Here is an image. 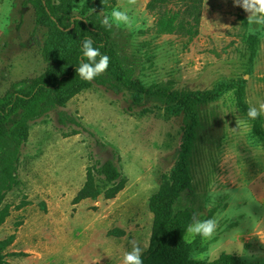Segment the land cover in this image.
<instances>
[{
  "label": "rangeland",
  "instance_id": "1",
  "mask_svg": "<svg viewBox=\"0 0 264 264\" xmlns=\"http://www.w3.org/2000/svg\"><path fill=\"white\" fill-rule=\"evenodd\" d=\"M98 1L0 0V101L27 92L47 68L70 57L86 31L69 26L73 18L85 20L97 11ZM107 3L113 7L98 13L101 21L113 8L127 7L140 24L129 31L113 23L107 49L145 93L127 90L105 71L63 104L53 95L38 97L5 120L0 170L15 139L19 146L12 163L16 184L1 206L10 207L0 240L14 234L6 252L26 255L7 257L11 264H122L133 240L143 247L151 239L148 200L174 169L189 120L180 105L150 94L152 87L186 95L243 80L245 105L264 101V29L249 34L248 13L233 0H203L198 35L190 41L155 34L149 0ZM195 130L190 185L174 210L214 218L218 226L210 239L196 236L187 243L190 257L263 260L264 150L233 93L201 106ZM104 163L118 170L123 189L113 199L73 205L86 169ZM4 182L0 171V187Z\"/></svg>",
  "mask_w": 264,
  "mask_h": 264
},
{
  "label": "trees",
  "instance_id": "2",
  "mask_svg": "<svg viewBox=\"0 0 264 264\" xmlns=\"http://www.w3.org/2000/svg\"><path fill=\"white\" fill-rule=\"evenodd\" d=\"M111 4H114V1H111ZM202 4L203 0H149L146 10L155 17V34H174L185 37L190 41L198 35ZM107 5L109 4L105 3L104 0L98 1L97 11L85 20L77 17L73 18V24L68 29L70 30L74 25L80 24L84 26L86 34L80 37L69 58L47 68L27 92L18 91L0 101V138L7 135L4 125L5 120L17 106L31 104L38 97L45 98L51 95L55 96L56 99H60L59 103L63 104L80 91L90 88L92 80L86 81L76 72L82 60L87 62V58L83 56L81 46L83 39L86 37L93 41V46L98 47L101 54L109 57V65L106 71L116 82L127 90H134L138 94L145 93L143 87L136 80H132L129 73L122 69L119 62L115 60V53L107 49L108 35L111 29L101 23L98 14L113 7ZM52 16L51 13L48 17L51 18ZM251 57H253V53ZM244 82L239 80L235 83L221 84L213 91L191 92L186 95L170 92L158 86L148 90L152 95L165 98L171 105H180L189 120L181 140L174 169L168 177L162 179L159 191L148 200V210L153 215V226L147 256H142L143 264H264V259L256 260L228 254H221L211 262L192 259L190 257V245L185 242L184 236L187 226L192 222L193 214L188 210L177 212L174 210L175 202L190 185V177L188 176L189 158L196 136L195 129L199 123V109L201 106L217 101L226 92H232L236 106L247 121L251 123L252 135L264 150V130L262 129L261 116L259 115L255 120L247 117L248 107L244 103ZM18 146L19 140L15 139L13 152L2 159L4 164L0 171L6 175V183L4 182L5 185L0 187V207L2 206L4 193L10 191L12 185L16 184L15 168L12 163L16 162ZM100 184L110 187L103 190ZM5 186V191H3ZM122 189L123 184L120 180V173L110 163L89 166L86 169L85 182L73 198L72 204L76 205L87 199L95 201L100 196L107 200L113 199ZM9 207L6 204L0 208V226L9 215ZM13 240L14 234L0 240V264H11L6 260L10 256H26L20 252H6Z\"/></svg>",
  "mask_w": 264,
  "mask_h": 264
},
{
  "label": "clouds",
  "instance_id": "3",
  "mask_svg": "<svg viewBox=\"0 0 264 264\" xmlns=\"http://www.w3.org/2000/svg\"><path fill=\"white\" fill-rule=\"evenodd\" d=\"M107 3V0H104ZM234 4L241 7L247 15L248 33L254 35L258 30L264 29V0H233ZM137 0H127V5H136ZM101 23L106 27H111L114 23L117 27L123 25L129 31H133L140 27V24L133 16L129 15V9L127 7L121 10L120 8H113L109 16H104ZM83 56L87 58V62L81 61L76 72L79 76L86 80L91 81L98 75L103 74L109 65V57L105 54H101L98 47L93 46V41L90 38H84L82 41ZM99 57V60H97ZM247 110V117L251 120H255L261 113H264V101H257L258 107L252 105ZM238 126L248 127V124L244 120H238ZM218 226V222L214 218L198 219L196 215H193L192 222L187 226L185 238L186 243H191L196 236H200L204 239H210ZM130 251H126L123 254L122 264H143L142 255L144 251L150 245V237L144 242L143 247L133 240ZM203 259V255L197 257ZM98 261H94L96 264Z\"/></svg>",
  "mask_w": 264,
  "mask_h": 264
},
{
  "label": "water",
  "instance_id": "4",
  "mask_svg": "<svg viewBox=\"0 0 264 264\" xmlns=\"http://www.w3.org/2000/svg\"><path fill=\"white\" fill-rule=\"evenodd\" d=\"M78 18V17H77Z\"/></svg>",
  "mask_w": 264,
  "mask_h": 264
}]
</instances>
